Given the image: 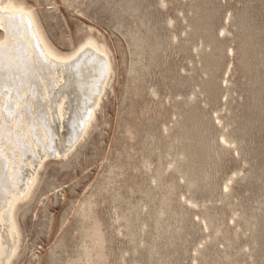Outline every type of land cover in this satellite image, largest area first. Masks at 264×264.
<instances>
[{"label": "rangeland", "instance_id": "obj_1", "mask_svg": "<svg viewBox=\"0 0 264 264\" xmlns=\"http://www.w3.org/2000/svg\"><path fill=\"white\" fill-rule=\"evenodd\" d=\"M12 1L111 72L15 205L10 264H264V0Z\"/></svg>", "mask_w": 264, "mask_h": 264}, {"label": "bare ground", "instance_id": "obj_2", "mask_svg": "<svg viewBox=\"0 0 264 264\" xmlns=\"http://www.w3.org/2000/svg\"><path fill=\"white\" fill-rule=\"evenodd\" d=\"M0 31V264H10L20 241L15 205L44 161L66 157L84 136L111 66L90 39L70 54L56 52L34 13L12 0H0Z\"/></svg>", "mask_w": 264, "mask_h": 264}]
</instances>
